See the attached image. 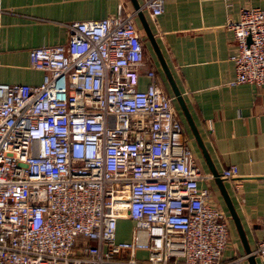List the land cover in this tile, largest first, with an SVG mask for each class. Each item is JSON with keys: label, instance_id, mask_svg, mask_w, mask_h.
<instances>
[{"label": "built area", "instance_id": "built-area-1", "mask_svg": "<svg viewBox=\"0 0 264 264\" xmlns=\"http://www.w3.org/2000/svg\"><path fill=\"white\" fill-rule=\"evenodd\" d=\"M141 7L156 16L164 0ZM136 17L119 3L67 23L65 42L29 51L39 83L0 80V264H248L224 257L225 212L199 184L213 174L194 162ZM226 26L229 83H263L264 8L242 6ZM250 253L264 260V220Z\"/></svg>", "mask_w": 264, "mask_h": 264}, {"label": "crops", "instance_id": "crops-1", "mask_svg": "<svg viewBox=\"0 0 264 264\" xmlns=\"http://www.w3.org/2000/svg\"><path fill=\"white\" fill-rule=\"evenodd\" d=\"M136 1L207 154L208 159L137 14L145 55L163 89L173 97L194 162L202 173H212L210 165L219 173L245 243L252 250L264 220V82L229 83L234 76L236 44L226 22L236 19L242 6L264 8V0H164L163 12L156 16L141 7L143 0ZM119 3L134 9L131 0H0V80L39 83L44 74L30 67V49L65 42L67 23L114 14ZM230 164L237 166V175L221 177L222 169ZM199 184L225 212L229 242L224 257L244 254L243 240L216 177L202 178ZM255 261L264 264L258 257Z\"/></svg>", "mask_w": 264, "mask_h": 264}, {"label": "water", "instance_id": "water-1", "mask_svg": "<svg viewBox=\"0 0 264 264\" xmlns=\"http://www.w3.org/2000/svg\"><path fill=\"white\" fill-rule=\"evenodd\" d=\"M131 1L133 3L134 9L137 10V14H138V17H139V19H140V21L142 23V27L144 29V32H145L146 36L148 37L149 41L151 42V44L153 45L154 50L156 52V55H157V57L160 60V63H161V66H162V70L164 71V73H165V75H166V77H167V79H168V81H169V83L171 85V88H172V91H173V93H174V95L176 97V100L178 101V104H179L181 110L183 111L185 117L187 118V121H188V123H189V125H190V127H191V129L193 131V134H194L196 140L198 141L199 145L202 147L203 153H204L205 157L207 158V154H206V152H205V150H204V148L202 146V143H201V140H200L199 135L197 133V130H196V128H195V126H194V124H193V122L191 120V117L188 114V111H187V108L185 106V103H184V101H183V99H182V97L180 95V92H179L178 88L176 87V85H175V83H174V81L172 79V76H171V74L169 72V69L165 65V62H164V60H163V58L161 56V53L159 52V49H158L157 44H156V42L154 40L153 34L151 33V31H150V29L148 27V24H147V22H146V20H145V18L143 16L142 10L140 9L139 4L137 3L136 0H131ZM210 170L212 171L213 175L216 177V181H217L218 186H219V188L221 190V193H222V195L224 197V200H225V202H226V204H227V206L229 208L231 216L233 217V219H234V221L236 223V226L238 228V231H239V233L241 235V238H242L243 243H244L245 253H248V256H247L248 263L249 264H256L254 255L252 253H250L251 249L245 243L243 231L241 229V226L239 224L237 216H236V214H235V212L233 210V207H232V205L230 203V200H229V198H228V196H227V194L225 192L224 187L221 184V181L219 180V177H218L219 173H217L211 165H210Z\"/></svg>", "mask_w": 264, "mask_h": 264}, {"label": "rangeland", "instance_id": "rangeland-1", "mask_svg": "<svg viewBox=\"0 0 264 264\" xmlns=\"http://www.w3.org/2000/svg\"><path fill=\"white\" fill-rule=\"evenodd\" d=\"M147 54V51L145 50ZM131 222L128 220L120 219L117 226V234L120 238H128L130 234ZM143 251H140L142 253Z\"/></svg>", "mask_w": 264, "mask_h": 264}]
</instances>
